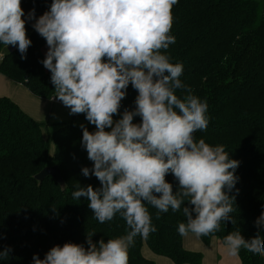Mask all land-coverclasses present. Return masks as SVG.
<instances>
[{"label": "clouds", "instance_id": "clouds-1", "mask_svg": "<svg viewBox=\"0 0 264 264\" xmlns=\"http://www.w3.org/2000/svg\"><path fill=\"white\" fill-rule=\"evenodd\" d=\"M178 0H51L47 10L25 12L21 0H0V61L12 46L25 59L31 44L25 24L43 38L39 61L49 72L54 97L68 114H83L80 145L98 186L75 184L73 200L83 198L98 223L123 219L121 235L93 241L53 245L31 264H128L136 237L155 232L149 207L160 213L179 212L180 236L214 234L232 224L240 163L223 144H209L194 133L206 130V100L182 82L183 64L166 54L175 36L171 9ZM135 91L131 108L121 101ZM179 93V94H178ZM114 117H116L114 119ZM139 118L138 122L134 118ZM171 175L175 185L166 180ZM231 193V195H230ZM55 211V207H53ZM256 235L245 240L237 227L223 236L228 257L241 250L264 258V207L254 221ZM86 245V247H85ZM10 246L0 249L7 261Z\"/></svg>", "mask_w": 264, "mask_h": 264}, {"label": "trees", "instance_id": "trees-1", "mask_svg": "<svg viewBox=\"0 0 264 264\" xmlns=\"http://www.w3.org/2000/svg\"><path fill=\"white\" fill-rule=\"evenodd\" d=\"M50 2L21 0V7L25 12L34 7L38 16ZM171 14L170 33L175 43L166 54L171 62L183 64L180 79L208 105V126L195 135L209 144H223L230 158L240 161L235 172L239 192L235 195L236 210L231 213L233 223H222L217 232L198 239L208 246L212 239L221 242L238 227L249 240L256 235L253 223L264 207V0H178ZM25 28L31 40L25 59H20L16 49L8 52L0 61V75L23 85L38 99H55L49 72L39 63L45 42L30 24ZM3 49L0 45V52ZM135 95L129 86L122 108H131ZM80 118L75 115L68 122L51 126L53 151L49 153V137L42 136L44 125L8 98L0 97V249L11 248L9 259L0 264H31L33 254L42 259L53 245L82 244L91 230L96 231L94 242L125 232L119 216L98 223L87 201L72 199L76 183L98 186L95 177L85 178L80 173L81 167L91 166L80 145ZM85 126L89 131L94 129L93 125ZM52 166L58 167L63 187L51 177L41 183L34 179L43 168ZM166 180L175 185L171 175ZM149 214L156 231L146 238H135L128 264H153L142 256L143 245L173 264L201 263L199 252L182 247L183 236L176 232L177 223L183 220L179 212L169 210L157 218L156 210L149 207ZM238 259L241 264H264V258L244 250Z\"/></svg>", "mask_w": 264, "mask_h": 264}, {"label": "crops", "instance_id": "crops-1", "mask_svg": "<svg viewBox=\"0 0 264 264\" xmlns=\"http://www.w3.org/2000/svg\"><path fill=\"white\" fill-rule=\"evenodd\" d=\"M27 91L28 90L23 85L13 82L0 75V97L8 98L24 114L32 118L34 121L42 123L41 120L25 113L24 109L21 107L22 105H28L32 108H39V106L44 108L47 105L46 103L50 104L52 109L48 112L46 121H51L52 111L56 107L54 111L56 117L54 119L56 120L58 117H61L62 121H51L52 123H55L53 125L68 122L75 115L81 117L79 119L80 123L88 124L87 121L84 120L83 114H74L71 118H68L69 114L64 110V108L60 107L63 105L59 101L41 99V103H39V101L32 99ZM182 247L188 252H199L202 255L200 264H241L238 257H228L225 254L221 242L217 239H212L208 246H203L197 236L187 234L182 237ZM141 254L144 258L152 261L153 264H173L172 261L167 258L152 254L145 245L142 246Z\"/></svg>", "mask_w": 264, "mask_h": 264}, {"label": "rangeland", "instance_id": "rangeland-1", "mask_svg": "<svg viewBox=\"0 0 264 264\" xmlns=\"http://www.w3.org/2000/svg\"><path fill=\"white\" fill-rule=\"evenodd\" d=\"M45 51H46V46L43 49V54L45 53ZM28 94L30 95V97L32 99H34L36 101H39V103H41V99L38 100V98H36L33 95H31L29 92H28ZM46 104L47 105L44 108H41V106H39V108H32L31 106H28V105H22L21 107L24 109L25 113H27V114L31 115L32 117L42 121L41 124L44 125V127H42V136L44 138H48L49 137V140H48L49 153H52V151H53V143H52V140L50 138L51 132H52V127L51 126L53 124H55V123H52V122H56V121L60 122V121H62V118L58 117L56 120L54 119L56 117L55 113H54L55 108H56L55 107L54 110L52 111V114H51V121L52 122L50 120L46 121L47 114L52 109L50 104H48V103H46ZM60 107L64 108V110L68 113V109L65 106H60ZM73 115H69L68 118H71Z\"/></svg>", "mask_w": 264, "mask_h": 264}, {"label": "water", "instance_id": "water-1", "mask_svg": "<svg viewBox=\"0 0 264 264\" xmlns=\"http://www.w3.org/2000/svg\"><path fill=\"white\" fill-rule=\"evenodd\" d=\"M14 50L15 48L12 46H9L7 48V52L9 53L13 52ZM195 134L196 133H194V135ZM47 177H51L57 185H59L60 187H63V181L61 179L58 167L52 166V167L43 168L38 174L35 175L34 179L37 182L41 183Z\"/></svg>", "mask_w": 264, "mask_h": 264}, {"label": "built area", "instance_id": "built-area-1", "mask_svg": "<svg viewBox=\"0 0 264 264\" xmlns=\"http://www.w3.org/2000/svg\"><path fill=\"white\" fill-rule=\"evenodd\" d=\"M51 100H55V99H51ZM56 101H58V100H56Z\"/></svg>", "mask_w": 264, "mask_h": 264}]
</instances>
